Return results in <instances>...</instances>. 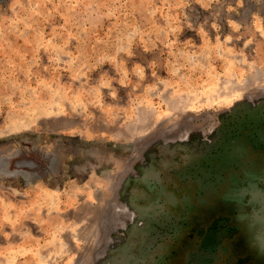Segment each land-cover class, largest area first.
<instances>
[{
	"label": "rangeland",
	"instance_id": "rangeland-1",
	"mask_svg": "<svg viewBox=\"0 0 264 264\" xmlns=\"http://www.w3.org/2000/svg\"><path fill=\"white\" fill-rule=\"evenodd\" d=\"M261 111L264 0H0V264H195L149 236Z\"/></svg>",
	"mask_w": 264,
	"mask_h": 264
},
{
	"label": "flooded vegetation",
	"instance_id": "flooded-vegetation-1",
	"mask_svg": "<svg viewBox=\"0 0 264 264\" xmlns=\"http://www.w3.org/2000/svg\"><path fill=\"white\" fill-rule=\"evenodd\" d=\"M247 150H254L257 155L264 152L263 111L243 119L233 140L224 144L221 151L186 169L180 178L196 185V196L194 199L189 195L182 197L178 221L163 226L158 235L149 236L153 243L148 246L150 251L157 245V238L161 239L163 248L165 242L187 231L191 238L206 234L189 250L188 261L215 264L220 251L228 254L232 248L239 247L243 255L238 264H264V161L246 160ZM198 205L205 206L213 216L205 230L195 225ZM233 216L239 217L238 224L231 223ZM192 223L193 226L188 227ZM241 231L245 237L231 243L234 246L220 245L222 237L230 238ZM167 257L164 254L160 257L161 264L167 263Z\"/></svg>",
	"mask_w": 264,
	"mask_h": 264
},
{
	"label": "crops",
	"instance_id": "crops-1",
	"mask_svg": "<svg viewBox=\"0 0 264 264\" xmlns=\"http://www.w3.org/2000/svg\"><path fill=\"white\" fill-rule=\"evenodd\" d=\"M6 226H4V225H1L0 226V233H6V232H10V231H8L9 229H6L5 228ZM0 240H2V236H0ZM114 241H112V243H113ZM2 244V243H1ZM1 248V247H0ZM94 260H95V262L94 263H97V264H99L100 262H98V260L100 259V257H99V255L98 254H96V256L95 257H92Z\"/></svg>",
	"mask_w": 264,
	"mask_h": 264
}]
</instances>
